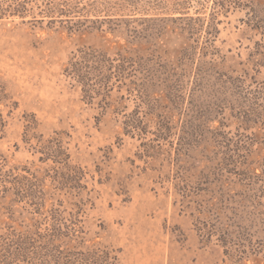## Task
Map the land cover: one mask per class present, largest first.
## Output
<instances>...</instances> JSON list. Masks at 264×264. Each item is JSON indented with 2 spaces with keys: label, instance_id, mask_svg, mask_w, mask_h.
<instances>
[{
  "label": "rangeland",
  "instance_id": "374dc122",
  "mask_svg": "<svg viewBox=\"0 0 264 264\" xmlns=\"http://www.w3.org/2000/svg\"><path fill=\"white\" fill-rule=\"evenodd\" d=\"M177 2L0 0V169L29 171L45 210L82 231V248L103 247L118 264H264V0H230L226 11L218 0ZM185 12L204 20L196 59L211 33L233 84L202 95L189 77L169 137L152 122L156 89L143 97L113 78L100 88L93 63L82 73L94 92L68 75L93 49L120 65L116 48L137 47L131 21ZM53 139L80 173L76 183L53 180L66 172L41 153ZM0 196L2 238L34 224L26 201Z\"/></svg>",
  "mask_w": 264,
  "mask_h": 264
},
{
  "label": "trees",
  "instance_id": "16d2710c",
  "mask_svg": "<svg viewBox=\"0 0 264 264\" xmlns=\"http://www.w3.org/2000/svg\"><path fill=\"white\" fill-rule=\"evenodd\" d=\"M218 1L220 2L214 4L221 6L226 11L230 0ZM189 4L190 0H180L176 6L187 9ZM1 11L3 9L0 7ZM180 14L178 17L140 18L131 21L138 26V28L134 26L132 29H128L137 47L116 48L117 51H120L116 53V56L120 58L118 59L120 65L113 66L106 53L93 49L79 57V61L78 58L71 61L68 75L81 83L86 93L94 92L95 86L89 83L88 73L87 76L82 73L84 64V68H87L90 63H93L100 88H107L109 79L113 78L120 82L128 80V86L133 85V90L139 92L143 97L150 95L149 92L156 89V93H158L156 97L160 98V102L156 101V106L152 104V111L156 115V118H152V122L155 119L154 124L158 130L157 137L160 139L169 137L173 129L170 117L173 112L181 111L183 93L186 91L189 77L194 80V83L191 82L195 88L193 90L202 93V95L204 92L215 90V84H218L219 87L225 83L228 86L233 84L231 78L226 77L227 75L222 71V66L215 61L220 57L212 44L213 40H210L211 33H207L209 37L206 43L209 46L206 49L200 48L203 49L204 60L196 59L204 20L199 17L193 18L186 12ZM214 17L215 13L211 15L213 20ZM213 20L207 25L210 31H215ZM166 34L174 35L178 41L174 48L171 45V38ZM138 40L147 42V47L142 51L141 43ZM206 56H210L212 60L206 61ZM111 68L114 71L116 69L115 73L111 71ZM133 78L136 81L132 80ZM162 113L163 115L158 117V114ZM135 127L138 128V126ZM61 145V142L56 139L43 142L41 153L48 160L60 164L66 169L64 173L56 172L58 180H53L57 185H66L65 182L68 183V180L76 183L80 173L70 168L68 154ZM14 171V168L9 171L0 169V194L4 193L7 197L12 196L10 201L13 205H16L18 200L26 201L25 204L31 208V211L25 208L21 209L27 215H32L29 220L35 222L21 230H12L8 227L7 233L4 234L5 237L0 236V240L3 241V244L0 245V264H118L117 258L103 247L92 245L82 248L84 241L79 236L82 231L75 228L73 222H71L72 225L67 224L54 207L50 206L45 210L44 192L38 191V185L40 187L43 184H36L38 183L37 178L32 176L29 171L23 170L25 175H14ZM9 211L11 210L9 209ZM34 215L38 219L35 220ZM6 239H10V241H6Z\"/></svg>",
  "mask_w": 264,
  "mask_h": 264
}]
</instances>
